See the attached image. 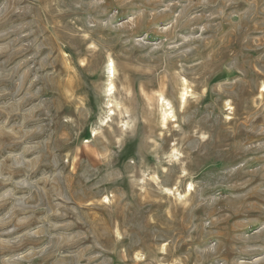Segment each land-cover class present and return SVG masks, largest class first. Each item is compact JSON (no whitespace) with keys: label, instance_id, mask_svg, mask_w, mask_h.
<instances>
[{"label":"rangeland","instance_id":"obj_1","mask_svg":"<svg viewBox=\"0 0 264 264\" xmlns=\"http://www.w3.org/2000/svg\"><path fill=\"white\" fill-rule=\"evenodd\" d=\"M0 264H264V0H0Z\"/></svg>","mask_w":264,"mask_h":264},{"label":"bare ground","instance_id":"obj_2","mask_svg":"<svg viewBox=\"0 0 264 264\" xmlns=\"http://www.w3.org/2000/svg\"><path fill=\"white\" fill-rule=\"evenodd\" d=\"M109 71H110V78L112 79L114 76H115V69H114V64H113V62H111V64H110V69H109ZM112 81V80H111ZM113 90H114V86H113V83H110V85H109V89H108V95L109 96H111L112 94H113ZM188 95L189 94H187V92H185L183 95H182V101L183 102H186V100H187V97H188ZM162 101H163V103H165V101L166 100H164L163 98H162ZM162 103V104H163ZM166 106L165 107V113H164V115H163V119H164V121H167V119H169V118H172L173 117V113L171 112V108H168L169 107V104H168V102H166V104H163L162 106ZM164 108V107H163ZM165 123V122H164Z\"/></svg>","mask_w":264,"mask_h":264}]
</instances>
